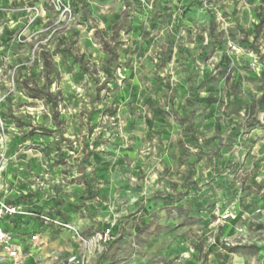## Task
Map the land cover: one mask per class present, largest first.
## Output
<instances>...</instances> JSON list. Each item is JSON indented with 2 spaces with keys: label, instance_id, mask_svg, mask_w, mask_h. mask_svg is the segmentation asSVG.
I'll list each match as a JSON object with an SVG mask.
<instances>
[{
  "label": "rangeland",
  "instance_id": "374dc122",
  "mask_svg": "<svg viewBox=\"0 0 264 264\" xmlns=\"http://www.w3.org/2000/svg\"><path fill=\"white\" fill-rule=\"evenodd\" d=\"M0 201L22 264H264V0H0Z\"/></svg>",
  "mask_w": 264,
  "mask_h": 264
},
{
  "label": "built area",
  "instance_id": "2783aa9c",
  "mask_svg": "<svg viewBox=\"0 0 264 264\" xmlns=\"http://www.w3.org/2000/svg\"><path fill=\"white\" fill-rule=\"evenodd\" d=\"M28 213L24 212L19 206L11 204L5 201H0V250L11 260L17 263H24L28 259V254H26L23 249L22 239H20L9 227L10 219H19L21 221V226L27 223L26 217ZM43 224L50 225L53 224L57 227L70 228L69 226L63 225L59 220L53 219L47 216L41 217ZM22 231V230H21ZM107 241L108 234H102L99 241ZM30 243L33 246H37L40 243L39 234H30ZM87 255L84 256H71L66 260V264H86Z\"/></svg>",
  "mask_w": 264,
  "mask_h": 264
},
{
  "label": "crops",
  "instance_id": "0c3cea01",
  "mask_svg": "<svg viewBox=\"0 0 264 264\" xmlns=\"http://www.w3.org/2000/svg\"><path fill=\"white\" fill-rule=\"evenodd\" d=\"M27 218H28V217H26V220H27ZM20 222H21V221H20ZM25 225H26V223H24V226H25ZM21 227H22V226L18 227V229L21 230V229H22ZM23 249L25 250L24 244H23Z\"/></svg>",
  "mask_w": 264,
  "mask_h": 264
},
{
  "label": "trees",
  "instance_id": "16d2710c",
  "mask_svg": "<svg viewBox=\"0 0 264 264\" xmlns=\"http://www.w3.org/2000/svg\"><path fill=\"white\" fill-rule=\"evenodd\" d=\"M19 220V219H18ZM25 234V233H24Z\"/></svg>",
  "mask_w": 264,
  "mask_h": 264
}]
</instances>
